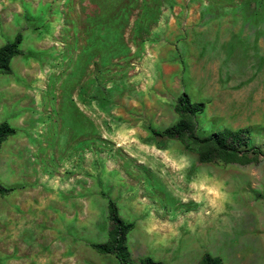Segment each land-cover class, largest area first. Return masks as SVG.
Masks as SVG:
<instances>
[{"label":"rangeland","instance_id":"obj_1","mask_svg":"<svg viewBox=\"0 0 264 264\" xmlns=\"http://www.w3.org/2000/svg\"><path fill=\"white\" fill-rule=\"evenodd\" d=\"M18 33L22 53L0 71V103L15 102L0 114L16 129L0 148V183L14 188L0 194V264H119L93 246L109 239V199L134 223L136 260L185 257L184 240L174 255L139 241L150 219L264 239V156L203 162L192 139L152 132L180 119L187 92L206 102L196 135L248 128L264 151V0H0V47ZM217 68L233 83L224 117ZM242 259L264 264V246Z\"/></svg>","mask_w":264,"mask_h":264},{"label":"trees","instance_id":"obj_2","mask_svg":"<svg viewBox=\"0 0 264 264\" xmlns=\"http://www.w3.org/2000/svg\"><path fill=\"white\" fill-rule=\"evenodd\" d=\"M22 40V33H18L14 40L0 47V71H11L10 64L12 58L22 53L20 49ZM205 107V101L193 102L189 94L183 92L178 97L176 103V110L180 114V119L165 129H152V132L161 137L183 140L187 138L192 139L199 146L198 153L200 160L203 162L220 160L225 163L239 162L243 164L252 160L248 157V153H252L255 158L264 156L263 150L250 145V130L248 128L215 131L203 138L196 135L197 121L195 116L204 111ZM14 133H16V129L9 122L2 121L0 123V148L6 138ZM13 189V187H7L0 183L1 195L9 193ZM108 210L111 221L109 239L105 242L93 244L99 252L115 254L119 260V264H134L136 261L138 264H164V262L155 260L150 256L140 257L137 260L133 258L127 244V239L128 233L134 227V223L128 222L121 217L117 202L113 199H109ZM198 264H223V259L220 256H213L206 252Z\"/></svg>","mask_w":264,"mask_h":264},{"label":"crops","instance_id":"obj_3","mask_svg":"<svg viewBox=\"0 0 264 264\" xmlns=\"http://www.w3.org/2000/svg\"><path fill=\"white\" fill-rule=\"evenodd\" d=\"M216 82L214 83L215 86V93L220 95V99L217 98L215 100V108H216V115L220 117L229 116L231 114V103L233 102V95L231 94V91L229 87L233 86L232 82L227 81L225 84H222L223 79H227V74L222 73L218 71L216 72V76H213ZM197 79V78H195ZM1 83V82H0ZM226 86L224 88L223 86ZM14 84H12L13 88ZM14 91H10V95H13ZM10 95H7L9 97ZM22 104L16 106V109H22ZM0 107H2V112H10L13 107H15V102L9 103L4 102V104L0 103ZM0 123L4 120H6V117L3 116V114H0ZM54 203H56L55 207L57 209V205L62 204L61 197L59 195L54 196ZM43 209V208H42ZM55 209V210H56ZM41 209L39 208V212ZM27 214V213H26ZM64 215L62 211L60 210L58 213L57 220L55 222L56 229H60L61 225V218ZM38 223L39 227L40 225H43V228H39L38 224L34 227L36 229L39 228V234L41 233V229L45 228L46 223V216L40 215L38 216ZM4 224V223H2ZM213 227L211 229H202V225H199L196 227H192L190 225H175V224H166V225H159L158 223L153 222V220H149L147 222H139L134 229V234L138 237L140 242L143 243H152L154 247H159V249H166L167 255H174V241L179 243L181 240H184V256L182 259V262H178L181 264H198L201 257L204 255V253L208 252L212 254L213 256H220L223 258L224 264H234L235 262H238V264H246L244 259V254L246 256L255 254V248H261L264 246V239H257L259 242L256 243L254 240L246 239V237L243 235H240L238 238H234V236H229L228 239L225 238V235L219 232L218 226L216 224L212 225ZM0 231H5L3 229H0ZM164 231V232H163ZM185 231V232H184ZM45 233V229H44ZM247 236V235H246ZM225 238V239H224ZM14 241V240H13ZM227 242V245L224 243ZM9 241L6 238V235L0 232V253L5 252V247L9 246ZM12 246V245H11ZM44 246V245H43ZM45 248V247H44ZM226 248V249H224ZM199 250V255H195V260L192 259V255L195 254V252ZM46 251L43 250L42 253L45 256ZM82 252V251H81ZM95 255V252L93 251V256ZM162 255V254H161ZM187 255V257H186ZM243 256V257H242ZM163 261L166 264V259L164 257H156ZM169 257H167L168 259ZM186 258V259H185ZM39 260L45 261V258H39ZM233 260V261H232ZM237 260V261H236ZM16 260L14 259L12 262L14 263Z\"/></svg>","mask_w":264,"mask_h":264}]
</instances>
